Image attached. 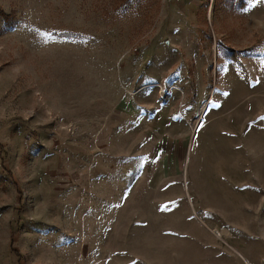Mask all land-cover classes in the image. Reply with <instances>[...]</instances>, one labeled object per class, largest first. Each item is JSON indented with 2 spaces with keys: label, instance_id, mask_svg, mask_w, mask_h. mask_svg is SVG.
Here are the masks:
<instances>
[{
  "label": "rangeland",
  "instance_id": "obj_1",
  "mask_svg": "<svg viewBox=\"0 0 264 264\" xmlns=\"http://www.w3.org/2000/svg\"><path fill=\"white\" fill-rule=\"evenodd\" d=\"M0 264H264V0H0Z\"/></svg>",
  "mask_w": 264,
  "mask_h": 264
},
{
  "label": "trees",
  "instance_id": "obj_2",
  "mask_svg": "<svg viewBox=\"0 0 264 264\" xmlns=\"http://www.w3.org/2000/svg\"><path fill=\"white\" fill-rule=\"evenodd\" d=\"M243 5H244V3L242 1L238 4V6L241 7V8H243ZM226 57H227V59H230V60L234 61L235 60V53L233 51L229 50L228 54L226 55Z\"/></svg>",
  "mask_w": 264,
  "mask_h": 264
},
{
  "label": "built area",
  "instance_id": "obj_3",
  "mask_svg": "<svg viewBox=\"0 0 264 264\" xmlns=\"http://www.w3.org/2000/svg\"><path fill=\"white\" fill-rule=\"evenodd\" d=\"M158 90H159L160 92H162V91H163V90H162V89H160V88H159Z\"/></svg>",
  "mask_w": 264,
  "mask_h": 264
}]
</instances>
